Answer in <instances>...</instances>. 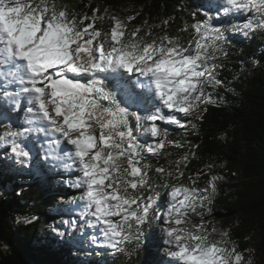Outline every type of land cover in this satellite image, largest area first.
I'll return each mask as SVG.
<instances>
[{
    "label": "snow or ice",
    "instance_id": "obj_1",
    "mask_svg": "<svg viewBox=\"0 0 264 264\" xmlns=\"http://www.w3.org/2000/svg\"><path fill=\"white\" fill-rule=\"evenodd\" d=\"M99 11H70L60 0H0V144L6 158L31 167L28 141L42 134L43 159L77 172L69 187L78 195L70 202L82 206L81 218L97 233L90 237L96 247L124 253L155 225L170 264H251L231 230H218L207 219L223 177L213 163L186 176L199 145L169 139L164 126L194 129L193 115L203 119L207 105L223 103L214 96L218 89L234 91L220 78L231 54L227 33H264V0H221L180 29L189 33L186 39L151 30L141 36L140 27L129 32L115 14L105 32L97 26L104 19ZM226 17L242 19L222 22ZM20 110L18 127L4 122ZM171 148L187 151L170 159ZM149 156L157 166L145 162ZM201 177H207L203 186ZM79 222L62 219L64 227L52 231L64 238Z\"/></svg>",
    "mask_w": 264,
    "mask_h": 264
},
{
    "label": "trees",
    "instance_id": "obj_2",
    "mask_svg": "<svg viewBox=\"0 0 264 264\" xmlns=\"http://www.w3.org/2000/svg\"><path fill=\"white\" fill-rule=\"evenodd\" d=\"M70 11L104 16L97 26L105 32L113 23L111 15L126 18L128 31L141 28V36L151 30L153 36H181V28L191 27L203 18L205 10H215L217 0H60ZM107 10V15H105ZM135 16L128 21L127 18ZM233 17L222 18V22ZM147 22V23H145ZM87 23V22H86ZM230 56L224 61L221 79L228 88H220L214 96L222 98L219 106L209 104L207 110L193 115L187 130L168 128L169 139L190 140L198 144L192 149L186 176L195 173L207 163H213L214 173L222 176L219 193L211 205L207 219L218 230H231L251 264H264V33L249 37L227 33ZM147 39V37H145ZM23 110L13 114L11 122L18 127L23 121ZM3 129L0 128V133ZM42 151H33L31 167L17 165L10 158L2 157L0 144V264H163L156 253L163 245V237L155 225L146 227L139 244L128 245L124 253L113 254L107 248L91 243L94 233L79 215L82 206L70 202L69 190L61 182L59 171L49 168L43 173L45 148L38 141L32 142ZM34 150V149H33ZM170 159L177 158L187 149L171 148ZM49 162V161H47ZM157 166L150 156L145 161ZM37 164V165H36ZM159 164L165 165L161 159ZM59 177V178H58ZM70 180V179H69ZM201 177L199 185L206 183ZM185 182H187L185 180ZM162 194V200H166ZM63 201L66 205L63 206ZM79 213V217L77 214ZM79 219L75 231L64 238L58 237L53 226L64 227L63 217ZM90 219V218H89ZM26 221H31L27 223ZM166 251H160V255ZM160 262V263H159ZM166 264V263H164ZM170 264V263H167Z\"/></svg>",
    "mask_w": 264,
    "mask_h": 264
},
{
    "label": "rangeland",
    "instance_id": "obj_3",
    "mask_svg": "<svg viewBox=\"0 0 264 264\" xmlns=\"http://www.w3.org/2000/svg\"><path fill=\"white\" fill-rule=\"evenodd\" d=\"M218 1V3H220L221 2V0H217ZM116 15V14H115ZM117 16H119V15H117ZM119 18L120 19H122V20H124L125 21V19L126 18H123V17H120L119 16ZM240 19H242V17L240 18ZM3 103V101L2 100H0V104H2ZM14 114V113H13ZM12 114V115H13ZM23 117H24V115H23ZM20 122H22V121H20ZM175 127V126H174ZM35 141H38L39 143H42V144H44L43 146L44 147H47V144H46V138H44L43 137V135L42 134H39V135H37V134H34L33 135V137H31L30 139H29V141H28V144H29V146L30 147H32V150L33 151H36V150H38V146L37 145H35V146H32L33 145V143L32 142H35ZM62 148H64L65 150H67L70 146H67V145H62L61 146ZM4 148V147H3ZM5 149V148H4ZM47 151V148H45V152ZM5 152H6V149H5V151H3V153L1 154L2 155V157L4 156L3 154H5ZM37 152V155L38 156H41V154H42V151L41 150H38V151H36ZM68 163H71V161H68ZM39 164L40 165H37V167H39L40 166V169H41V171L43 172V173H50L51 171L49 170V168L50 167H52V169L54 168V169H56V170H58L59 172V175L58 176H60V181L61 182H64L65 183V187L69 190V192H68V194H67V196L69 197V196H71V195H78V193H77V191L76 190H74V189H72V188H70L69 187V182L70 181H72V180H75V178H76V176H77V172L75 171V169L73 168L72 170H67V169H65L60 163H58V162H54V161H49V162H47V161H45L44 160V163H40L39 162ZM53 165H55V166H53ZM59 178V177H58ZM70 179V180H69ZM218 183V186L220 185L219 184V181L217 182ZM219 189H220V187H219ZM66 205V202L65 201H63V206H65ZM83 212V211H82ZM82 212L80 213V215H79V213L77 214V216L79 215L80 217H81V214H82ZM72 216H74L73 214L71 215V217ZM78 216V217H79ZM63 219H67L66 217H63ZM89 230H91L93 233H94V230L92 229V228H90ZM94 234H97V233H94ZM96 247V246H95ZM98 247H96V249H97ZM101 248H107V247H101ZM108 250H110L109 248H107ZM157 252V254L159 255V259H160V261L162 262V261H164L165 260V262H163V264L164 263H170V258L166 255V253H162L161 255L159 254L160 253V251L162 252V251H166V245H164V243H163V245H161L159 248H158V250H156ZM160 263V262H159ZM161 264V263H160Z\"/></svg>",
    "mask_w": 264,
    "mask_h": 264
}]
</instances>
